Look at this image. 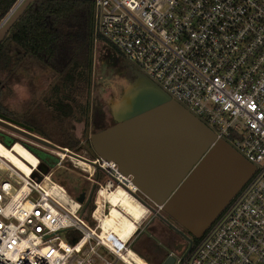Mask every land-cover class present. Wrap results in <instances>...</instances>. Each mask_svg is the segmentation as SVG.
Returning a JSON list of instances; mask_svg holds the SVG:
<instances>
[{"label": "built area", "instance_id": "obj_1", "mask_svg": "<svg viewBox=\"0 0 264 264\" xmlns=\"http://www.w3.org/2000/svg\"><path fill=\"white\" fill-rule=\"evenodd\" d=\"M24 1L17 0L1 23ZM94 1L98 39L117 49L255 167L198 240L189 234L188 241L175 237L176 245L162 249L157 264L171 256L173 264H264V0ZM74 158L93 166L84 171L99 186L96 196L104 186L127 187L115 162L99 156ZM12 163L0 151V264H138L128 246L162 216V206L142 203L147 214L133 221L124 238L111 230L103 235L96 208L91 213L96 225L91 227L83 219V203L70 196L76 201L73 207L59 194H47V179L66 192L51 179V167L47 174L38 171L43 177L38 181L32 174L39 159L30 170ZM132 192L137 194V188ZM18 194H24L20 200ZM68 231L81 236L69 243Z\"/></svg>", "mask_w": 264, "mask_h": 264}, {"label": "water", "instance_id": "obj_2", "mask_svg": "<svg viewBox=\"0 0 264 264\" xmlns=\"http://www.w3.org/2000/svg\"><path fill=\"white\" fill-rule=\"evenodd\" d=\"M34 1L38 0H25L5 24L0 22V43ZM134 75L113 109L115 122L93 132L91 145L97 156L115 162L125 182L137 188V194H130L141 203L147 204L145 197L162 206L164 213L199 238L255 167L146 75L138 70ZM0 126L45 151L54 147L51 141L35 134L33 127L1 113ZM49 170L50 166L41 162L32 178L41 181L38 171L47 174ZM85 194L82 191L77 197L84 204L82 213L90 203V196L86 199ZM173 262L171 256L163 264Z\"/></svg>", "mask_w": 264, "mask_h": 264}, {"label": "rangeland", "instance_id": "obj_3", "mask_svg": "<svg viewBox=\"0 0 264 264\" xmlns=\"http://www.w3.org/2000/svg\"><path fill=\"white\" fill-rule=\"evenodd\" d=\"M125 62L126 59L117 49L97 37L93 45L89 85L78 81L67 83L64 87L59 75L35 59H25L15 64L12 74L0 84V103L5 115L21 120L22 115L29 112L37 119L41 130L49 135L47 140L51 141L54 147L47 148V151L43 149L42 153L54 170L51 179L63 185L74 199H77L79 192L91 190L93 182L87 179L86 171L76 166L69 157H73L74 153L75 156L94 158L95 151L90 142V135L97 131L98 127L112 123L113 109L121 100L125 85L135 79L134 71ZM62 100L67 105L65 112L57 109ZM0 131L11 135L13 133L1 126ZM67 136L79 139V146L71 150L72 153H69L64 161L59 162L60 155L57 151L61 148L58 146L63 147ZM18 142L28 153L35 155L21 140ZM29 144L32 145V142ZM11 151L23 163L27 164L26 159L32 165L35 164L28 156L19 155L13 148ZM34 157L38 158L36 155ZM104 179H108V176ZM89 216V212H85L83 219L89 226L95 227L96 220ZM161 217H156L147 229L129 244L128 249L132 252L129 256L136 263L157 264L144 254L145 249L154 248L153 244H160L164 251H170L173 248L169 239L173 242L177 237L188 241L185 237L188 233L181 226L172 223L163 214ZM96 231H99V228ZM64 233L61 232V237H65ZM100 251L104 252V249Z\"/></svg>", "mask_w": 264, "mask_h": 264}, {"label": "trees", "instance_id": "obj_4", "mask_svg": "<svg viewBox=\"0 0 264 264\" xmlns=\"http://www.w3.org/2000/svg\"><path fill=\"white\" fill-rule=\"evenodd\" d=\"M16 1L0 0V22ZM95 12L94 0H38L32 2L0 43V84L4 78L12 74L15 64L25 59H35L59 75L64 87L67 86V83L78 81H84L89 85L92 73L93 45L97 38ZM66 107L67 105L62 100L57 109L65 112ZM3 109L0 103V113L5 115ZM18 121L33 127L35 134L49 139V135L41 130L37 119L29 112H25L22 119ZM114 122L112 121L111 124ZM107 126L98 127L97 130ZM18 141L12 135L0 131V142L7 148L12 149ZM79 141L72 136H67L66 142L62 146L74 150L79 146ZM23 144L30 152L38 156L41 162L48 164L42 153L43 149L28 143ZM95 156H97L96 152H94ZM98 188L97 185L95 196ZM79 194L80 192L77 196ZM143 199L150 202L145 197ZM95 208L94 201L90 202L85 208L84 214L89 212V217H91ZM185 231L191 235L187 230ZM80 236V232L68 231L66 240L69 243H75ZM194 238L198 240V238Z\"/></svg>", "mask_w": 264, "mask_h": 264}, {"label": "bare ground", "instance_id": "obj_5", "mask_svg": "<svg viewBox=\"0 0 264 264\" xmlns=\"http://www.w3.org/2000/svg\"><path fill=\"white\" fill-rule=\"evenodd\" d=\"M13 149L15 152L17 151L19 155L24 154L28 156L30 158L29 160L34 161V165L37 166L38 159H35V157L31 155V153H28V151L22 146V144H20L19 142L15 143ZM0 151L2 156H4L9 162H13L12 164H18L20 168H23L22 170H30L33 166L25 158L23 159H25L28 165L23 163L19 158H17V156L11 151V149H8L1 142ZM70 151L71 150H69L68 148H65L64 150L60 149L59 151H57V153L58 155H62L64 158H66L68 156L67 153ZM71 156L69 157L70 160H73L75 162V165L79 168L87 171L93 170V166L88 161L83 159H75ZM107 166H112V164L107 163ZM119 178L125 182V176L120 174ZM126 184L127 187L120 185L112 190H110L109 187L104 186L103 188H100L97 193L96 203L98 207H96L94 216L99 220L100 225L102 226L103 235H105L108 230H111L112 233H114L116 236L124 238V236L131 231L132 227H134L135 224L133 223V221H135V219L141 220L147 214L146 207L129 193V191L131 192V190H136V187L131 182ZM43 185L46 187V190L48 192L47 194H52L54 196H58L59 194V198L63 202H70L73 207L76 206V201L72 200L68 193L63 192L58 184H52L50 182V179H47L44 181ZM23 195L18 194L15 197L16 200H20L21 196ZM105 201H108L107 204L109 208L108 211L104 213L103 206L105 204Z\"/></svg>", "mask_w": 264, "mask_h": 264}, {"label": "flooded vegetation", "instance_id": "obj_6", "mask_svg": "<svg viewBox=\"0 0 264 264\" xmlns=\"http://www.w3.org/2000/svg\"><path fill=\"white\" fill-rule=\"evenodd\" d=\"M133 71H134V69H135V67L134 66H129ZM115 121V119L113 118V122ZM8 136V135H7ZM6 136V137H7ZM85 192H86V199L87 198H89V196H90V202H93L94 200H95V188L92 190H89V191H87V190H85ZM163 215H164V217L166 218V219H168V220H170L172 223H174V224H177L176 222H175V220H173L170 216H168L166 213H164L163 212ZM187 235V234H186ZM176 239H174V241L172 242V241H170V239H169V244H170V246H175L176 244ZM145 255L147 256V257H149V258H151L152 260H156V261H158V262H160L161 260H162V258H163V251H159V250H156V249H153V248H147V249H145Z\"/></svg>", "mask_w": 264, "mask_h": 264}, {"label": "crops", "instance_id": "obj_7", "mask_svg": "<svg viewBox=\"0 0 264 264\" xmlns=\"http://www.w3.org/2000/svg\"><path fill=\"white\" fill-rule=\"evenodd\" d=\"M127 61V60H126ZM125 64L127 65V66H134L133 64H131L129 61H127V62H125ZM135 67V69H134V71H136V70H138V71H140L138 68H136V66H134ZM132 68V67H131ZM141 72V71H140ZM142 73V72H141ZM35 159H37L36 157H35ZM132 195V194H131ZM133 196V195H132ZM153 246H154V248L157 250L158 249V246L156 245V244H153ZM152 248V247H151ZM153 248V249H154ZM159 250V249H158ZM159 251H161V250H159ZM155 263H157L158 261H156V260H153Z\"/></svg>", "mask_w": 264, "mask_h": 264}]
</instances>
